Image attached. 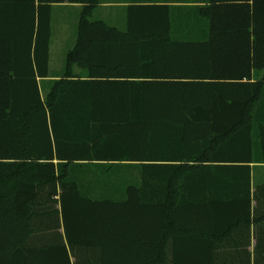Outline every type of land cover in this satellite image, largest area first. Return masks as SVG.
Returning <instances> with one entry per match:
<instances>
[{
  "label": "trees",
  "instance_id": "1",
  "mask_svg": "<svg viewBox=\"0 0 264 264\" xmlns=\"http://www.w3.org/2000/svg\"><path fill=\"white\" fill-rule=\"evenodd\" d=\"M182 2L0 0V264H264V0Z\"/></svg>",
  "mask_w": 264,
  "mask_h": 264
},
{
  "label": "crops",
  "instance_id": "2",
  "mask_svg": "<svg viewBox=\"0 0 264 264\" xmlns=\"http://www.w3.org/2000/svg\"><path fill=\"white\" fill-rule=\"evenodd\" d=\"M182 1L184 0H100V3L96 9L95 15L98 14L97 19L106 21L110 23L111 25H114L116 27H119L120 29H126L127 27V13H128V7L131 4H158V5H171V6H178L180 4H184ZM67 8H73V9H80L79 5H72L68 3L55 5L54 7V20H55V13L57 9H67ZM96 17V16H95ZM53 31H54V22H53ZM54 38V33L52 40ZM76 38V37H75ZM75 41V40H74ZM73 41V43H74ZM72 43V45H73ZM52 44V42H51ZM71 45V46H72ZM70 46V47H71ZM69 47V49H70ZM68 49V50H69ZM67 50V51H68ZM67 54V52H66ZM65 54V57H66ZM65 68V62L63 64V67L59 70L52 69L51 67V50H50V71L51 75L55 76L59 73H61ZM56 78V77H53ZM254 166V164H252ZM255 188H253V191ZM253 205H255V201H253ZM238 233V232H237ZM239 234V235H238ZM234 235V241L239 239L241 235V242L236 246H231L228 248V261H232L233 263H239V257L237 256L236 252L234 250L240 248V249H248L251 253V263H255V248L258 243V237H257V230L254 226L251 227L250 233L246 231H241ZM249 238V244L246 246V242ZM74 257L72 258V261L74 262Z\"/></svg>",
  "mask_w": 264,
  "mask_h": 264
},
{
  "label": "rangeland",
  "instance_id": "3",
  "mask_svg": "<svg viewBox=\"0 0 264 264\" xmlns=\"http://www.w3.org/2000/svg\"><path fill=\"white\" fill-rule=\"evenodd\" d=\"M79 10L57 9L54 20V38L51 44V67L59 70L65 62V54L72 45L78 29ZM96 18L98 14L95 15Z\"/></svg>",
  "mask_w": 264,
  "mask_h": 264
}]
</instances>
